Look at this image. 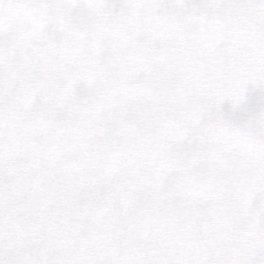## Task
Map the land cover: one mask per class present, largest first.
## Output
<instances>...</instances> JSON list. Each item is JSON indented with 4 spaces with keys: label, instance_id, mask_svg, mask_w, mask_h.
<instances>
[{
    "label": "snow or ice",
    "instance_id": "snow-or-ice-1",
    "mask_svg": "<svg viewBox=\"0 0 264 264\" xmlns=\"http://www.w3.org/2000/svg\"><path fill=\"white\" fill-rule=\"evenodd\" d=\"M0 264H264V0H0Z\"/></svg>",
    "mask_w": 264,
    "mask_h": 264
}]
</instances>
